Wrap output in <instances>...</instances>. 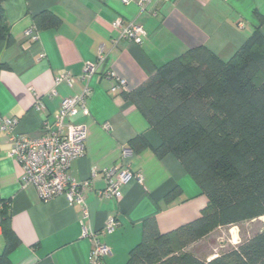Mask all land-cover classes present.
Returning <instances> with one entry per match:
<instances>
[{
  "label": "crops",
  "instance_id": "0c3cea01",
  "mask_svg": "<svg viewBox=\"0 0 264 264\" xmlns=\"http://www.w3.org/2000/svg\"><path fill=\"white\" fill-rule=\"evenodd\" d=\"M3 6L12 42L0 43V125L14 120L13 135L35 139L63 99L88 87L87 115L71 119L86 126L85 151L71 162L68 174L77 183L89 182L86 227L100 232L111 217L118 223L114 232L99 237L110 250L105 264L125 262L141 240L146 219L153 218L160 233L196 219L205 196L173 155L155 156L158 136L123 94L192 48L205 47L227 61L256 28L264 36L257 18L264 15V0H7ZM43 12L53 14L57 25H38L35 17ZM118 19L142 28L140 45L112 27ZM33 26L36 40L24 35ZM87 64H97V71L85 81ZM66 73L74 77L72 87L56 84ZM37 99L44 106L39 112L33 108ZM140 136L150 147L124 159L123 150ZM10 150L7 134L0 131V202L8 204L10 226L19 240L9 264H88L92 244L82 237L81 207L70 206L64 196L42 201L33 186L22 189V169L8 157ZM114 168L113 178L128 168L142 181L132 178L117 199L102 197V172ZM177 189L179 194L166 202ZM0 241L1 253V229Z\"/></svg>",
  "mask_w": 264,
  "mask_h": 264
},
{
  "label": "trees",
  "instance_id": "16d2710c",
  "mask_svg": "<svg viewBox=\"0 0 264 264\" xmlns=\"http://www.w3.org/2000/svg\"><path fill=\"white\" fill-rule=\"evenodd\" d=\"M0 0V43L12 39ZM264 25V15L257 16ZM44 27L57 18L35 17ZM37 28V27H36ZM160 140L158 159L173 155L206 198L198 218L160 233L153 218L125 264H264V229L222 254L198 257L188 248L211 231L264 217V36L256 28L227 61L205 47L187 50L159 66L135 90L124 93ZM143 136L129 143L138 153L149 148ZM179 190L165 198L172 201ZM3 248L9 264L19 240L10 226L8 204L0 209Z\"/></svg>",
  "mask_w": 264,
  "mask_h": 264
},
{
  "label": "built area",
  "instance_id": "2783aa9c",
  "mask_svg": "<svg viewBox=\"0 0 264 264\" xmlns=\"http://www.w3.org/2000/svg\"><path fill=\"white\" fill-rule=\"evenodd\" d=\"M122 2L127 4L130 0H122ZM112 27L120 30L121 37L133 44L140 45L143 41L144 32L140 26L131 22L124 23L118 19L112 23ZM24 35L31 40H36V27L33 26L26 30ZM101 59V54H99L98 63L101 62ZM96 71L97 64H87L81 79L88 81ZM55 81L56 84L64 83L66 86L72 87L75 80L73 76L66 73L57 77ZM118 85L124 89L125 82L121 80ZM88 93V87L85 86L80 95L63 99L53 119L44 121L40 134L35 139L13 135L14 120H3L0 131L7 134L11 143L8 157L22 169L21 188L33 186L42 201H50L55 197L64 196L70 206H80L82 237L87 238L92 244L88 264H105L104 258L110 255V250L100 242L99 237L114 232L118 223L114 217H111L100 232L86 227L84 221L89 219V211L84 203V197L89 182L77 183L68 174L71 162L83 157L85 151L86 126L74 124L71 119L79 114L87 115L86 98ZM51 95H55V92L52 91ZM33 108L39 112L43 110L44 106L37 99ZM131 154V150L124 149L122 157L126 159ZM115 172L116 168L102 172L106 178V187L100 193L102 197L117 199L122 195V188L132 178H135L139 183L142 181L138 173L128 168L119 171L113 178ZM2 206L3 202H0V209Z\"/></svg>",
  "mask_w": 264,
  "mask_h": 264
},
{
  "label": "rangeland",
  "instance_id": "374dc122",
  "mask_svg": "<svg viewBox=\"0 0 264 264\" xmlns=\"http://www.w3.org/2000/svg\"><path fill=\"white\" fill-rule=\"evenodd\" d=\"M263 229L264 217L255 219L250 222L241 223L237 226L218 228L214 231H211L195 245L190 246L188 248V251L196 254L201 258L216 254H222L223 252H226L231 248L237 247L240 242L250 239ZM127 257L125 258V262L127 260ZM125 262L123 264H125Z\"/></svg>",
  "mask_w": 264,
  "mask_h": 264
}]
</instances>
